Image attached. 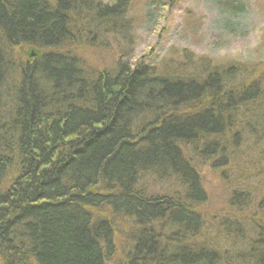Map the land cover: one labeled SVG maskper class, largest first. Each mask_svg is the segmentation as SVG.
I'll return each instance as SVG.
<instances>
[{"label": "trees", "instance_id": "16d2710c", "mask_svg": "<svg viewBox=\"0 0 264 264\" xmlns=\"http://www.w3.org/2000/svg\"><path fill=\"white\" fill-rule=\"evenodd\" d=\"M135 5L0 0V264H264V59L87 74ZM199 166L229 192L209 226Z\"/></svg>", "mask_w": 264, "mask_h": 264}, {"label": "rangeland", "instance_id": "374dc122", "mask_svg": "<svg viewBox=\"0 0 264 264\" xmlns=\"http://www.w3.org/2000/svg\"><path fill=\"white\" fill-rule=\"evenodd\" d=\"M99 1L110 4L115 0ZM129 1L136 2L133 10L129 11L133 18L132 23L137 22L133 26L135 39L131 37L129 42L124 43L115 41V37H110L111 34H104L102 37L97 36L98 43L92 40L94 44L92 47H86L87 51H75L83 61L87 74L97 76L113 71L119 61L135 66L151 64L160 69L162 62L172 59L167 56L171 54L170 50H187L198 58H210L224 65L232 61L244 63L264 59V0ZM61 50L65 52L64 49ZM18 52L22 53L21 50ZM27 52L30 59L37 57L39 53L25 49L24 53ZM188 75L192 76L190 73ZM198 169L204 178V188L208 193V202L200 207L199 211L203 213L201 216L209 226L213 216L221 213L229 192L223 177L214 173L210 167L199 166ZM151 189L161 195H172L180 191L169 184L164 187L155 184ZM256 190L255 188V193ZM125 227L120 229L124 234ZM120 236L119 238H122ZM126 245L118 239V248L128 252L129 247ZM256 262L262 264L260 256Z\"/></svg>", "mask_w": 264, "mask_h": 264}]
</instances>
